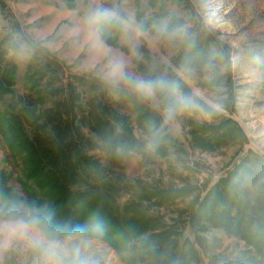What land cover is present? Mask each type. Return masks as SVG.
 Listing matches in <instances>:
<instances>
[{
    "label": "rangeland",
    "instance_id": "rangeland-1",
    "mask_svg": "<svg viewBox=\"0 0 264 264\" xmlns=\"http://www.w3.org/2000/svg\"><path fill=\"white\" fill-rule=\"evenodd\" d=\"M101 5L143 22L148 33L134 36L119 29L115 42L105 39L107 50L93 48L85 20ZM161 20L185 26L189 39H153L152 25ZM134 40L139 57L131 54ZM113 54L125 56L136 74L164 73L183 93H198L202 111L176 116L154 146L145 147L150 125L163 122L161 106L129 92L94 99L91 88L73 81L104 84L102 70ZM0 68L12 72L13 81L11 92L0 96V176L9 195L28 201L26 190L35 189L25 178L24 141H32L38 127L52 128L46 115L56 117L55 105L69 80L79 98L77 127L92 142L86 149L102 174L98 182L80 179L72 190L97 191L104 182L121 187L116 214L123 216L134 201L146 216L177 227L181 242L194 248L192 264L259 263V253L243 237L264 221V0H0ZM50 89L55 95L47 97ZM99 104L125 119L143 153H107L88 119ZM173 191L184 193L159 204L144 199L146 192ZM206 197L208 206L192 216L193 205ZM137 244L116 249L101 231L90 251L100 264H147L139 260L141 253L129 250ZM0 262L35 264V256L19 245Z\"/></svg>",
    "mask_w": 264,
    "mask_h": 264
},
{
    "label": "trees",
    "instance_id": "trees-1",
    "mask_svg": "<svg viewBox=\"0 0 264 264\" xmlns=\"http://www.w3.org/2000/svg\"><path fill=\"white\" fill-rule=\"evenodd\" d=\"M118 31L119 29L112 30L111 36L107 34L106 41H114L112 36H116ZM11 74L12 72H5L0 68V96L11 92L13 86ZM74 78L76 79L73 81L92 89L94 99H106L112 93L105 84L98 81ZM54 93L50 89L44 94L51 97ZM61 96L63 98L61 104L57 102L55 105L59 115L57 112L56 117L46 115L47 123L52 124V128L48 129V125L38 127L39 131L33 140L24 141V160L28 166L25 178L35 185V189L26 190L28 202L39 206L47 203L58 220L72 225L85 224L99 217L104 223L102 231L112 247L118 249L119 245L126 247L133 241L139 242V245L129 250L141 253L139 260L142 263L192 264L194 248L188 241L181 242L183 233L176 230L177 227H166L158 219L153 220L152 217L146 216L134 201L128 202L123 210V216L116 214L114 205L120 195V189L122 190L121 187L116 189L114 184L104 182L103 189L97 191L72 190V187L80 183V179L98 182V179H102V174L98 171V163L88 155L86 149L92 142L87 141L77 127L76 110L79 98L75 94L71 81L68 80L62 87ZM93 110L88 118L90 128L104 143L106 142L109 155H115L118 149L125 152L138 150L143 153L140 143L131 135L125 119L111 114L106 105H96ZM117 127H120L123 133H119ZM155 146L159 149L158 143ZM1 181L0 176V196L17 200L5 191V185L1 184ZM128 188L129 185H126V189ZM181 193L184 191L154 192L153 194L146 192L144 199L149 202L151 198H156L159 204L172 200L170 195L181 196ZM208 197L202 203L193 205L192 216L194 212L199 213L201 209L208 206H205ZM194 218L189 219L193 230H195ZM241 228L238 227L236 235L240 233ZM144 236L146 238L142 239ZM96 237L98 235L93 238ZM243 238L259 253L261 258L258 264H264V221L258 227H251ZM197 243L201 245L199 240Z\"/></svg>",
    "mask_w": 264,
    "mask_h": 264
},
{
    "label": "clouds",
    "instance_id": "clouds-1",
    "mask_svg": "<svg viewBox=\"0 0 264 264\" xmlns=\"http://www.w3.org/2000/svg\"><path fill=\"white\" fill-rule=\"evenodd\" d=\"M211 16V13L209 14ZM153 39L174 42L188 40L190 33L185 26L171 25L161 20L152 25ZM114 29H121L134 36H144L149 29L143 22L137 23L125 17L115 6H98L85 20V31L91 46L99 51L107 50L105 36ZM131 54L139 57V40L131 45ZM101 79L113 92H129L143 102L163 108V122L149 127L145 147L152 148L163 126L178 115L202 111V103L196 92L183 93L178 83L164 73L136 74L130 69L129 60L113 54L103 68ZM218 110V105H210ZM104 227L99 217L85 224L72 225L58 220L47 205L39 206L26 200L0 196V256L16 246L23 245L35 256V264H100L92 254L93 237ZM2 264V262H0Z\"/></svg>",
    "mask_w": 264,
    "mask_h": 264
}]
</instances>
